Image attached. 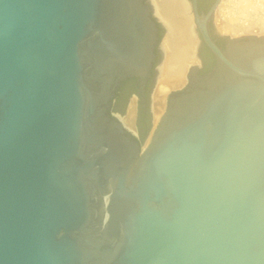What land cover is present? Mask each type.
Returning a JSON list of instances; mask_svg holds the SVG:
<instances>
[{"label": "water", "instance_id": "water-1", "mask_svg": "<svg viewBox=\"0 0 264 264\" xmlns=\"http://www.w3.org/2000/svg\"><path fill=\"white\" fill-rule=\"evenodd\" d=\"M220 1L190 0L215 64L196 52L143 147L152 2L0 0V264H264V35L215 37Z\"/></svg>", "mask_w": 264, "mask_h": 264}, {"label": "bare ground", "instance_id": "bare-ground-1", "mask_svg": "<svg viewBox=\"0 0 264 264\" xmlns=\"http://www.w3.org/2000/svg\"><path fill=\"white\" fill-rule=\"evenodd\" d=\"M150 1L154 6L155 15L163 21L168 29L162 40L164 56L162 62L158 66L156 85L152 93L154 107L152 129H154L165 110L166 95L175 89L183 87L187 82V73L193 67L197 66L198 60L196 52L199 40L194 28L191 13H186L189 7L186 6L183 0ZM222 1L223 0H221V2ZM219 7L220 5L216 8V11ZM221 19L223 18L220 16L218 20L220 21ZM219 21L217 25L219 31L227 33L232 37L246 35L244 32L248 31L239 28L234 22ZM262 32L264 33V27H258L250 33L251 35H256ZM135 116L136 99L133 97L124 115L116 114V117L125 129L131 133H136L134 124ZM150 135L147 141H149ZM147 141L143 147L146 146Z\"/></svg>", "mask_w": 264, "mask_h": 264}, {"label": "rangeland", "instance_id": "rangeland-1", "mask_svg": "<svg viewBox=\"0 0 264 264\" xmlns=\"http://www.w3.org/2000/svg\"><path fill=\"white\" fill-rule=\"evenodd\" d=\"M226 4L228 6H226ZM219 5H220V7L217 11H215L214 18H213L212 23H211L212 29L215 30L216 33H218V34L229 35V34L224 33V32L222 33L221 31H219V29L217 27V25L219 24L218 19L221 15H223V20H220L221 22H225V21L234 22V23L238 22L239 26H241V27H243V24L246 23V25H244V29H246L248 31L251 29H254L256 26L261 27V28L264 27V0H223ZM187 12L190 13L189 9H187L186 13ZM248 31H246L244 33H246V35L251 34ZM263 34L264 33L262 32V33H257L256 35H263ZM229 36H231V35H229ZM155 85H156V82H155ZM155 85H154V87H155ZM154 87H153V89L151 91V95H150L151 96L150 108H151V114L152 115H153V110H154L153 99H152V93H153ZM175 90H178V89H175ZM133 95L134 94H130L129 97L127 98V101L125 103V111H126V108L129 104L130 100L133 98ZM167 95H166V97H167ZM135 99H136V97H135ZM165 105H166V102H165ZM135 120H136V116H135ZM151 128L152 127H150L147 135L142 140L143 145L146 143V141H147V139L151 133ZM147 143H148V141H147Z\"/></svg>", "mask_w": 264, "mask_h": 264}, {"label": "flooded vegetation", "instance_id": "flooded-vegetation-1", "mask_svg": "<svg viewBox=\"0 0 264 264\" xmlns=\"http://www.w3.org/2000/svg\"><path fill=\"white\" fill-rule=\"evenodd\" d=\"M184 3H186V6L189 7V2L190 0H183ZM213 0H197V9L199 13L206 12L207 9L210 7L212 4ZM157 27H158V37L159 41L162 40L164 35L167 32V26L163 23L162 20H160L157 17ZM212 29V27H211ZM213 35L216 37L215 30L212 29ZM217 42L219 45H223V40L220 37H217ZM198 57L200 58V67L198 68L197 72L199 74H205L206 72L210 71L214 64H215V59L211 52L208 50V48L200 42L197 50ZM161 60V53L158 48L155 50V61L153 63V67L151 70V76L147 80V82L144 85V93L147 98V102L149 100V97L151 95V91L155 85V80H156V74H157V68L160 64ZM131 91V94L136 95L137 97V103L138 105L140 104V98L137 94V87H136V80L135 78H131V80L124 82L118 92H117V106L120 107L122 106L123 102L125 101L127 94Z\"/></svg>", "mask_w": 264, "mask_h": 264}, {"label": "trees", "instance_id": "trees-1", "mask_svg": "<svg viewBox=\"0 0 264 264\" xmlns=\"http://www.w3.org/2000/svg\"><path fill=\"white\" fill-rule=\"evenodd\" d=\"M129 80H131V78L127 79L124 82H127ZM130 94H131V91L127 94L125 101L123 102L122 106H120V107L117 106L118 98L116 96L115 105H114L115 111H122L123 110L125 103L127 101V98L129 97ZM137 126H138L139 137L141 140H143L145 138V136L147 135L150 127H151V114H150L148 109L144 111V110H142V108L139 107Z\"/></svg>", "mask_w": 264, "mask_h": 264}, {"label": "built area", "instance_id": "built-area-1", "mask_svg": "<svg viewBox=\"0 0 264 264\" xmlns=\"http://www.w3.org/2000/svg\"><path fill=\"white\" fill-rule=\"evenodd\" d=\"M226 6H228L227 4H226ZM221 17L223 18V15H221ZM221 20H223V19H221ZM239 28H241V29H244V25H246V23L245 24H243V27H241V26H239V23L238 22H236L235 23ZM258 27L256 26L254 29H251V30H249L248 32H251L252 30H256ZM244 30H246V29H244ZM251 35V34H250ZM133 97H136V95H133Z\"/></svg>", "mask_w": 264, "mask_h": 264}]
</instances>
